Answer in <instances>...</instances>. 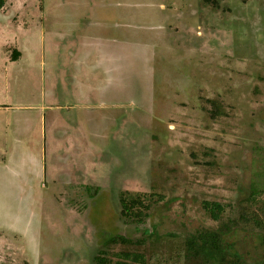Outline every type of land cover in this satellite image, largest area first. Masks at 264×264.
<instances>
[{"label": "rangeland", "instance_id": "rangeland-1", "mask_svg": "<svg viewBox=\"0 0 264 264\" xmlns=\"http://www.w3.org/2000/svg\"><path fill=\"white\" fill-rule=\"evenodd\" d=\"M4 7L0 259L218 264L184 253L220 230L224 264H264V0ZM122 191L153 193L142 221Z\"/></svg>", "mask_w": 264, "mask_h": 264}, {"label": "trees", "instance_id": "trees-1", "mask_svg": "<svg viewBox=\"0 0 264 264\" xmlns=\"http://www.w3.org/2000/svg\"><path fill=\"white\" fill-rule=\"evenodd\" d=\"M5 4V0H0V8ZM152 192H134L130 193L129 191H122L119 197L120 205V214L125 218L136 219L137 221H142L143 217L147 215L148 209L150 208ZM203 208L207 210L210 216L217 220L220 217V213L223 211V204L216 201L205 200L202 203ZM264 223V222H263ZM227 226V225H224ZM264 226V224L262 225ZM115 239V238H113ZM122 241H127L126 238L122 237ZM185 253L184 256L195 262L199 257H202V261L205 259V262L208 261V258L215 259L218 264H224L228 260L226 257V249L223 247L222 238L220 230H204L196 234H191L185 240ZM234 255L235 260L233 264H238L237 261L238 254L236 252H230ZM99 264H106L105 259L99 258L96 256L94 258ZM140 260L142 257L139 256ZM227 260V261H226ZM118 264H135V263H126L119 262Z\"/></svg>", "mask_w": 264, "mask_h": 264}, {"label": "crops", "instance_id": "crops-1", "mask_svg": "<svg viewBox=\"0 0 264 264\" xmlns=\"http://www.w3.org/2000/svg\"><path fill=\"white\" fill-rule=\"evenodd\" d=\"M139 3V2H138ZM118 5H120V4H117V6ZM137 6H139V4L137 5ZM4 7V6H3ZM3 7L2 8H0V9H3ZM5 8L6 7H4V9L3 10H5ZM170 16V15H169ZM40 110V109H39ZM40 118H41V115H40ZM45 119V118H44ZM27 120V119H26ZM18 140V139H17ZM16 140V141H17ZM15 141V142H16ZM14 142V143H15ZM20 144H22V142H20ZM24 154V153H23ZM35 164V163H34ZM37 167L38 168H40L41 166L40 165H38L37 164ZM71 179V178H70ZM67 187V186H66ZM73 195L74 196H76V194L73 192ZM8 242L10 241V240H7ZM40 242H41V240H40ZM40 242H37V244L36 245H38ZM10 242L9 243H7V244H5V247H9L10 249H12L11 247H10ZM18 247L17 246H14V250L15 249H17ZM39 254V253H38ZM37 254V255H38ZM36 255V256H37ZM10 261V262H9ZM12 262H15V264H29V262L27 261V260H25L23 257H19V258H17V257H15V259H11V260H6V258L4 257L3 259H0V264H8V263H12ZM46 263V257L40 252V254L37 256V259H36V264H45Z\"/></svg>", "mask_w": 264, "mask_h": 264}]
</instances>
